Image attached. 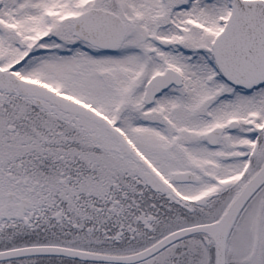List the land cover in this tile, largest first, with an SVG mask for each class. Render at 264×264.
Here are the masks:
<instances>
[{"label": "snow or ice", "instance_id": "obj_1", "mask_svg": "<svg viewBox=\"0 0 264 264\" xmlns=\"http://www.w3.org/2000/svg\"><path fill=\"white\" fill-rule=\"evenodd\" d=\"M0 264H264V0H0Z\"/></svg>", "mask_w": 264, "mask_h": 264}]
</instances>
